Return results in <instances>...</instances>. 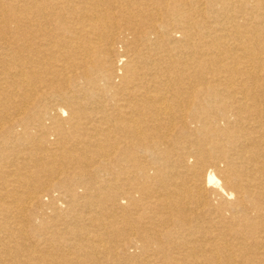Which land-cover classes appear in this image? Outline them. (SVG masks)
Listing matches in <instances>:
<instances>
[{"label": "bare ground", "instance_id": "1", "mask_svg": "<svg viewBox=\"0 0 264 264\" xmlns=\"http://www.w3.org/2000/svg\"><path fill=\"white\" fill-rule=\"evenodd\" d=\"M0 264H264V0H0Z\"/></svg>", "mask_w": 264, "mask_h": 264}, {"label": "rangeland", "instance_id": "2", "mask_svg": "<svg viewBox=\"0 0 264 264\" xmlns=\"http://www.w3.org/2000/svg\"><path fill=\"white\" fill-rule=\"evenodd\" d=\"M193 127L195 126V125H192ZM50 138H53V135H51L50 136ZM142 160V162L144 163V164H152V158H150V157H148V158H146V157H140ZM145 159H147V161L145 160ZM56 194V193H55ZM137 195V194H136ZM138 196H140V195H138ZM138 196H136V197H138ZM46 199V200H45ZM138 200H139V198H137ZM44 200H45V202H49L50 201V198L48 197V196H46V197H44ZM65 205V204H64ZM104 206H106L107 207V210L113 215V214H115L116 212L114 211V210H112L111 209V207L113 206V204H112V202L110 201H108L107 202V204H104ZM112 212H114V213H112ZM152 214H154V212L152 213L151 212V210L149 209V208H147V209H144V211H142V214H141V216H143L144 217V215L145 216H150V215H152ZM135 216V215H134ZM138 216V215H137ZM211 216H213V215H210V214H207L206 216H203V218L201 219V222L202 223H197V225L195 226L196 227V230H197V232L196 233H193V235H191V237L190 238H192V239H195V242L196 241H198V240H203L204 239V237H205V239L207 238V235H208V233L206 232L207 231V225H209L210 224V222L209 221H211L210 220V217ZM204 220H206L205 222H204ZM131 221H133V219H131ZM199 222V221H198ZM158 227H160V226H158ZM170 227L171 228H175V233H174V235H172V236H168L167 238H165V240H166V242H165V247L167 248L166 250V252L169 254V255H178L177 253L178 252H182V249H177L176 250V242H185L186 240H187V233H184V231H183V229H182V227H180V226H175V225H170ZM216 229V228H215ZM181 231V232H180ZM203 231V232H202ZM204 233V234H203ZM206 234V235H205ZM135 235H133V237L131 236V235H127V234H125V235H123L122 234V236L120 235V240L123 238V239H125V241H127L128 239H133V240H136L137 239V237L135 236ZM187 236V237H186ZM201 236V237H200ZM127 237V238H126ZM203 237V238H202ZM226 237V236H225ZM184 238V239H183ZM181 239V240H180ZM168 240V241H167ZM140 243V242H139ZM175 246V247H174ZM121 247H124V246H121ZM125 249V248H124ZM175 249V250H174ZM126 252H128L129 254H139L140 255V251L139 250H137V251H135V249L134 248H130L129 250H126ZM124 255V254H123ZM125 256V255H124ZM123 260H124V258H123Z\"/></svg>", "mask_w": 264, "mask_h": 264}]
</instances>
